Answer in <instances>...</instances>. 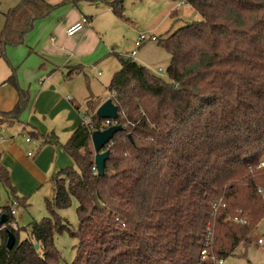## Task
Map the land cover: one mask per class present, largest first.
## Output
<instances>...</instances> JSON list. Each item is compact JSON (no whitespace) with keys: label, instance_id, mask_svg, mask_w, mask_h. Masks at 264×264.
Masks as SVG:
<instances>
[{"label":"trees","instance_id":"1","mask_svg":"<svg viewBox=\"0 0 264 264\" xmlns=\"http://www.w3.org/2000/svg\"><path fill=\"white\" fill-rule=\"evenodd\" d=\"M173 1L185 2L198 20L157 39L170 57L166 78L118 57L107 92L123 130L105 148L104 175L95 170L90 133L80 124L64 145L75 169L51 180L50 217L32 221L24 239L19 228L11 231V250L0 231V264H59L53 235L67 228L56 211L73 199L78 227L71 233L77 242L71 264H200L207 229L212 253L223 259L264 218V167L258 168L264 159V0ZM122 3L106 5L121 19ZM53 9L43 0L10 9L0 57ZM4 83L17 89L19 100L0 113V122L18 119L26 102L13 72ZM96 107L88 102L84 115L99 131L104 120ZM0 185L25 207L1 164Z\"/></svg>","mask_w":264,"mask_h":264},{"label":"rangeland","instance_id":"2","mask_svg":"<svg viewBox=\"0 0 264 264\" xmlns=\"http://www.w3.org/2000/svg\"><path fill=\"white\" fill-rule=\"evenodd\" d=\"M21 1L0 0V34L5 26L9 10L18 6ZM180 3L181 1L173 0H123V18L121 19L127 27L121 30L115 27L109 29L112 38L119 42L114 51L116 55H112L113 58L118 60L119 57L127 60L128 55L135 48L132 47L134 37L136 38L140 32L153 35L160 40L181 26L198 20L192 8L180 5ZM173 10H175V15L169 16V11ZM135 31L139 32L136 34ZM5 47L9 50L8 45ZM120 53L123 56H117ZM130 59L140 63L139 65L144 67L149 74L162 79L166 78L165 70L169 66L170 57L159 45V41L144 43L136 49V56ZM12 68L14 67L7 53L6 56L0 57V100H7L10 96V89L2 82H5L11 75ZM159 68L161 72H158ZM87 76V79L84 76L74 78L75 86L87 87L89 82L96 83L94 85L98 88L106 85L104 72L99 75L89 72ZM66 95H69L71 101L65 99L68 97ZM49 102L54 107L52 113L40 115L38 110H35L34 117L38 122L34 123V120H31L30 123L35 124L42 135L53 133L55 137L48 135L49 137L38 140L30 136L29 132L34 129L31 127L32 124L27 125L25 121L27 113L31 111L30 103L20 117V120H24L22 124L20 121L11 127L0 124V163L8 169L17 196L25 200V207L16 203L12 204L10 193L0 185V207L13 206L15 211L13 218L20 229V239L26 237V229L32 221L50 217L45 201H51L55 195V187L51 182L53 173L66 167L75 169L72 160L63 149L67 138L72 133H68L66 129L68 125L65 126L69 119V114L65 110L69 109L76 121L80 120L81 123V115L84 114L85 106L83 107L81 101L72 96L67 89L61 88L50 91ZM76 108L81 110L76 111ZM25 138H29L30 143H25ZM39 145L41 148L36 151ZM28 151L32 153L31 157L26 156ZM262 156L264 158V155ZM262 198L264 199V196ZM76 206L77 202L73 199L70 207L56 211L57 217L68 229L55 232L53 235V243L59 255V264H71L75 259L77 242L71 233L75 232L78 227ZM258 239H264V218L251 231L245 242L240 244L232 254L223 258L222 264H264V249L257 244Z\"/></svg>","mask_w":264,"mask_h":264},{"label":"crops","instance_id":"3","mask_svg":"<svg viewBox=\"0 0 264 264\" xmlns=\"http://www.w3.org/2000/svg\"><path fill=\"white\" fill-rule=\"evenodd\" d=\"M43 1L54 9L47 16L34 20L31 29L23 35L22 43L14 46L8 45L9 50H6L7 47L4 48V55L6 56L7 53V57L14 67L11 71L15 76L16 86L26 98L21 115L25 113L29 103L31 104V111L27 113L25 119L27 125L32 124L30 123L31 120H34V123L38 122L34 117L35 110H38L40 115L52 113L54 107L50 104L49 99L50 91L53 89H67L72 96L81 101L83 107L88 102H91L92 106L96 105V109L102 105L109 97L107 87L113 75L120 68L118 60H115L112 56L113 54L116 55L114 51L119 42L112 38L109 29L115 27L117 30H121L123 27H127L123 19L117 18L110 7L106 5L108 0ZM173 11H169V16ZM81 16L87 17L90 20V25L74 36L67 37L65 34L66 29L78 21ZM135 32L137 34L139 31ZM134 39L135 42L137 36ZM134 42L132 47H134ZM117 56L121 57L123 55L120 53ZM127 59H130V56ZM102 71L105 74L106 85H101L98 88L94 85L96 83L89 82L87 87L75 86L74 78L84 76L87 79V73L93 72V74L99 75L103 74ZM2 83L10 89L11 93L7 100H0V113H9L18 103L19 94L12 85ZM66 96L69 97V95ZM78 109L76 108V111ZM65 111L69 114V119L65 124V126L68 125L66 129L68 133L73 132L81 124L80 120L76 121L69 109ZM21 115L18 119H6L0 124L7 127L14 126L19 121L22 124L24 120H20ZM31 127L34 129V131L29 132L32 138L39 140L49 136L55 137L53 133L48 134L49 136L42 135L35 124H32ZM40 145L36 148V151L41 148ZM28 152H26V156ZM2 166L9 174L8 169L4 165ZM67 168L69 167L55 171L52 178L58 172ZM9 178L12 185L10 174ZM12 187L17 196L15 187L13 185Z\"/></svg>","mask_w":264,"mask_h":264},{"label":"built area","instance_id":"4","mask_svg":"<svg viewBox=\"0 0 264 264\" xmlns=\"http://www.w3.org/2000/svg\"><path fill=\"white\" fill-rule=\"evenodd\" d=\"M180 5H185L188 6L185 2L180 3ZM90 25V20L85 17L81 16L78 21L75 23L71 24L65 31V34L67 37L74 36L75 34L81 32L84 30L86 27ZM156 42L157 38L153 35H148L146 33H138L137 39L134 42V47L135 50L130 53V58H133L136 55V49L140 48L144 43L146 42ZM158 72H161V69L158 70ZM113 97V95H109L108 99L110 97ZM66 100H70L69 97H66ZM82 117V122L81 124L85 126L86 130L91 134L92 132L96 131L95 126L93 125L92 121L89 119V117L85 116L84 114L81 115ZM117 122L116 120H104V122L100 125L99 131H103L111 126H116ZM105 128V129H103ZM25 143H30L29 138H25ZM28 157L32 156L31 152L27 153ZM264 167V159H261L259 167L258 168H263ZM12 204H15V202H12ZM8 207V212H6L5 207H0V218L2 215L7 216V220L4 223H0V231H17L18 226L16 222L14 221L13 216L15 215V211L13 209V206H7ZM236 223H245L243 220H237L234 219ZM212 231L207 229L205 237L202 241V246L199 252V261L200 264H206L211 262V264H222L221 258H217L213 253H212ZM257 244L259 246H262L264 249V239H258Z\"/></svg>","mask_w":264,"mask_h":264},{"label":"water","instance_id":"5","mask_svg":"<svg viewBox=\"0 0 264 264\" xmlns=\"http://www.w3.org/2000/svg\"><path fill=\"white\" fill-rule=\"evenodd\" d=\"M96 116L101 120H117L118 109L110 99H107L102 105L96 109ZM122 126H111L103 131H94L90 134V141L94 152V166L98 175H104L105 162L109 157V152L105 150L106 146L111 142L114 135L122 131ZM7 220L6 215H2L0 223ZM6 250H11L15 244V237L11 231H6ZM38 246L35 245V248Z\"/></svg>","mask_w":264,"mask_h":264}]
</instances>
